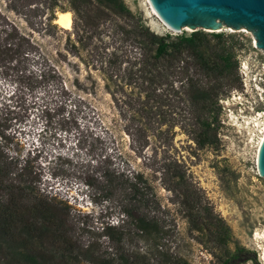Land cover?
<instances>
[{"label": "rangeland", "instance_id": "rangeland-1", "mask_svg": "<svg viewBox=\"0 0 264 264\" xmlns=\"http://www.w3.org/2000/svg\"><path fill=\"white\" fill-rule=\"evenodd\" d=\"M122 2L153 33L174 36L197 31L206 36L205 44L214 54L222 46L228 49L224 72L235 80L213 99L215 145L199 148L191 139L199 113L170 72L162 73L166 81L173 80L172 85L163 83L147 92L124 85V63L118 77L110 76L112 67L104 65L108 53L119 47L120 56L128 48V39L113 26L114 22L122 26L123 19L104 15L96 33L77 40L81 23L74 19L69 0H0V165L5 163L11 171L0 183V216L2 209L11 207L48 206L52 221L38 241L44 249L65 247L66 240L74 237L75 253L91 236L107 245L102 227L117 226L120 219L125 222L121 206H138L137 197L130 199L125 180L139 172L151 189L140 188L143 196L136 212L149 210L163 220L166 238L189 263L218 264L208 252L213 243L205 237L204 243L197 242L188 226L180 202L183 188L167 190L160 181V164L174 159L201 204L228 226L231 240L254 252V261L242 264H263L264 178L256 170L260 130L253 126L255 118L264 121L263 50L243 27L170 31L147 0ZM93 7L86 12L93 15ZM61 9L70 12L69 29L54 22ZM51 12L59 30L46 27ZM213 34H220L219 40ZM211 59L217 70L219 60L215 55ZM185 64L201 84L212 80L191 57ZM167 65L159 62L161 69ZM111 171L122 175L109 180ZM9 177L18 186H33L32 190L6 186ZM52 232L55 238L50 242ZM13 233L18 234L16 228ZM143 242L136 235L126 237L122 249L139 251ZM226 246L233 248L232 242ZM106 250L113 251L110 245ZM113 256L114 264L121 263L119 253ZM12 263L17 264L0 258V264ZM61 263L58 257L48 262ZM72 264L93 263L79 257Z\"/></svg>", "mask_w": 264, "mask_h": 264}, {"label": "trees", "instance_id": "trees-1", "mask_svg": "<svg viewBox=\"0 0 264 264\" xmlns=\"http://www.w3.org/2000/svg\"><path fill=\"white\" fill-rule=\"evenodd\" d=\"M91 2L94 3V7ZM69 5L74 19H78L81 23V27H78L79 30L76 31L77 40L81 39L83 35L89 38L93 33H96L94 28L99 25L98 21L104 15L123 19L122 26L115 22L113 26L120 31V35L125 36L124 39H128L126 43L128 48L125 46L122 49L120 56L118 54L119 58L116 54L119 47L108 53L107 60L103 62L104 65L107 63L112 67L110 76L118 77V71L121 64L124 63L121 68L126 74L125 76L121 74L125 77L124 85L131 84L137 86L139 92H147L154 91L157 86L163 83H167L168 86L172 85L173 80L166 81L167 77L162 73L170 72L175 76L179 85L185 87L188 93L187 98L191 104H195L199 113L195 129H192L191 139L199 148L215 145V131L211 126L214 117L210 114L213 109V99L224 88L232 86L235 80L229 72H224L229 58L227 48L222 46L221 52L214 54V51L205 44L206 36L198 34L197 31H193L189 35L174 36L153 33L141 23L139 16L133 15L128 10L122 0H69ZM87 7L94 8L93 15L86 12L88 11ZM62 10L65 9L60 11ZM54 17L51 12L46 19V27L59 30L60 27L53 23ZM213 37L219 40L220 34H213ZM214 55L220 62H216L217 70H214L215 62L211 59ZM187 57H191L198 69L205 71L202 72L205 77L212 80L201 84L193 76L196 72H187L185 64ZM162 60L168 62V65L163 69L159 67V62ZM175 60L184 63L181 66L173 64L172 61ZM202 113H206L207 116L204 117L205 115ZM177 166L178 163L174 159L163 161L158 171L160 181L167 190L174 191L176 188H183L184 192L181 194L180 202L183 203V213L188 226L196 233L197 242L204 243L203 237H205L208 242L213 243L208 252L219 260L218 264H242L248 260L254 261V252L231 240L228 226L219 216L201 204L197 190L188 186L183 172L177 169ZM10 173V167L2 163L0 165V183L5 181ZM17 175L19 176L20 173ZM121 175V173L115 174L111 171L109 178L112 177L109 180ZM14 179L9 177L5 183L8 184L6 186L15 185V188L20 191L24 188L32 190L33 186L29 184L18 186V182L13 181ZM125 182L131 192L130 199L137 197L138 206H121L120 211L125 217V222L120 219L121 222L117 226L108 224L102 227L103 235L108 240L107 245L97 242L91 236L85 247L79 253H75L73 250L78 239L74 237L71 242L66 240L67 246L65 247L52 250L50 248L52 246H50L48 249H44L39 243L41 241L39 237L49 231L47 224L52 221L50 208L48 206H30L20 209L11 207L1 210L0 258H6L17 264H48L52 258L58 257L63 262L61 264H72L78 262L79 257H82L93 264H114L116 257L113 255L119 253L121 263L118 264H191L174 249V241L166 238L167 232L163 227V220L150 213L149 210L136 212L141 204V196H143L140 188L151 189L147 179L142 173L136 172L130 177L127 176ZM144 201L143 205L146 206L148 200L144 199ZM35 223L38 226H35ZM128 225H132L134 229L131 230ZM14 228L18 234L13 233ZM20 232L23 236L19 235ZM51 235L50 242L55 238L54 232ZM135 235L144 241L143 247L139 251L122 249L124 239L126 237L132 239ZM37 242L38 245H34ZM228 242H232V250L226 246ZM108 245L113 251L106 250Z\"/></svg>", "mask_w": 264, "mask_h": 264}, {"label": "water", "instance_id": "water-1", "mask_svg": "<svg viewBox=\"0 0 264 264\" xmlns=\"http://www.w3.org/2000/svg\"><path fill=\"white\" fill-rule=\"evenodd\" d=\"M155 14L171 31L215 30L220 27L245 28L254 45L264 52V0H147ZM255 165L264 178V136Z\"/></svg>", "mask_w": 264, "mask_h": 264}, {"label": "bare ground", "instance_id": "bare-ground-1", "mask_svg": "<svg viewBox=\"0 0 264 264\" xmlns=\"http://www.w3.org/2000/svg\"><path fill=\"white\" fill-rule=\"evenodd\" d=\"M71 19L72 18L70 17V12L68 10H64V11L62 10V11H59L57 13V17H56V19H54V22L56 24H58L60 27H62V28L69 29L71 27ZM163 25L165 26V28L167 30L171 31V29L164 22H163ZM220 28H223V27H220ZM261 115H263V114L260 113L259 117H261ZM254 122L255 123L253 124V126H257L259 128V130H260V137H259V140L257 142V147H256V151H255V157H256V153H257L259 144H260V142H261V140H262V138L264 136V121L260 123V121H257V118H255ZM247 123H249V122H247ZM261 255H262L261 257H262L263 264H264V253L263 254L261 253Z\"/></svg>", "mask_w": 264, "mask_h": 264}]
</instances>
